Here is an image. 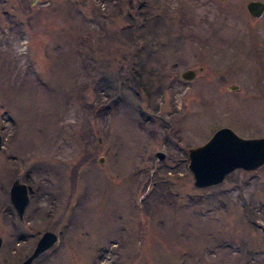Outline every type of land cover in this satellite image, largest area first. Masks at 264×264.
Returning <instances> with one entry per match:
<instances>
[{
    "label": "rangeland",
    "instance_id": "374dc122",
    "mask_svg": "<svg viewBox=\"0 0 264 264\" xmlns=\"http://www.w3.org/2000/svg\"><path fill=\"white\" fill-rule=\"evenodd\" d=\"M250 1L0 0V264L46 232L33 264H264V167L204 189L189 170L222 127L264 137Z\"/></svg>",
    "mask_w": 264,
    "mask_h": 264
},
{
    "label": "water",
    "instance_id": "95a60500",
    "mask_svg": "<svg viewBox=\"0 0 264 264\" xmlns=\"http://www.w3.org/2000/svg\"><path fill=\"white\" fill-rule=\"evenodd\" d=\"M36 2V0H34ZM247 9L254 18L264 16V2L252 0L247 3ZM200 67L198 71L203 72ZM198 71L188 69L181 74L186 81L196 78ZM231 90H238L233 86ZM3 148V137L0 132V150ZM156 156L165 158V154L158 152ZM189 170L195 178V186L207 188L222 183L226 176L236 169L247 171L256 170L264 166V137L244 138L239 136L233 129L223 127L218 129L211 139L204 145L189 150ZM32 186L20 181L14 182L11 187V202L20 217L24 216L30 202V193L34 194ZM58 235L54 232H46L40 238L34 252L21 264H32L35 258L51 248L57 241ZM3 238L0 237V250Z\"/></svg>",
    "mask_w": 264,
    "mask_h": 264
},
{
    "label": "trees",
    "instance_id": "16d2710c",
    "mask_svg": "<svg viewBox=\"0 0 264 264\" xmlns=\"http://www.w3.org/2000/svg\"><path fill=\"white\" fill-rule=\"evenodd\" d=\"M126 30V28H124ZM254 219H252L253 221H255L256 217L255 216H252Z\"/></svg>",
    "mask_w": 264,
    "mask_h": 264
},
{
    "label": "flooded vegetation",
    "instance_id": "af4514ba",
    "mask_svg": "<svg viewBox=\"0 0 264 264\" xmlns=\"http://www.w3.org/2000/svg\"><path fill=\"white\" fill-rule=\"evenodd\" d=\"M28 186H30V185H28ZM32 196V195H31ZM44 253H42L41 255H43Z\"/></svg>",
    "mask_w": 264,
    "mask_h": 264
}]
</instances>
